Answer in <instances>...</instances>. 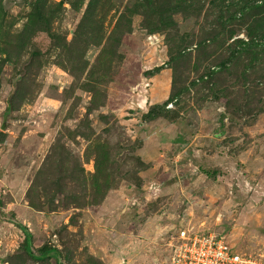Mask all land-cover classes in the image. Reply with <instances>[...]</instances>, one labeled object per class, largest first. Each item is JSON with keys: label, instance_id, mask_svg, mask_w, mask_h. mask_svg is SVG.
<instances>
[{"label": "rangeland", "instance_id": "374dc122", "mask_svg": "<svg viewBox=\"0 0 264 264\" xmlns=\"http://www.w3.org/2000/svg\"><path fill=\"white\" fill-rule=\"evenodd\" d=\"M6 100L0 264H264V0H0Z\"/></svg>", "mask_w": 264, "mask_h": 264}, {"label": "built area", "instance_id": "2783aa9c", "mask_svg": "<svg viewBox=\"0 0 264 264\" xmlns=\"http://www.w3.org/2000/svg\"><path fill=\"white\" fill-rule=\"evenodd\" d=\"M172 246L171 264H256L248 256L235 253L222 236L213 233L181 230Z\"/></svg>", "mask_w": 264, "mask_h": 264}, {"label": "trees", "instance_id": "16d2710c", "mask_svg": "<svg viewBox=\"0 0 264 264\" xmlns=\"http://www.w3.org/2000/svg\"><path fill=\"white\" fill-rule=\"evenodd\" d=\"M29 239V236L26 235L24 239L23 249L31 260L44 261L46 259H54L56 261V264H62L55 249L48 248L47 246H42L33 250L29 245Z\"/></svg>", "mask_w": 264, "mask_h": 264}, {"label": "water", "instance_id": "95a60500", "mask_svg": "<svg viewBox=\"0 0 264 264\" xmlns=\"http://www.w3.org/2000/svg\"><path fill=\"white\" fill-rule=\"evenodd\" d=\"M6 111L3 113V121L1 123L0 128L4 130L8 125V117L11 116V105L8 100H6Z\"/></svg>", "mask_w": 264, "mask_h": 264}]
</instances>
